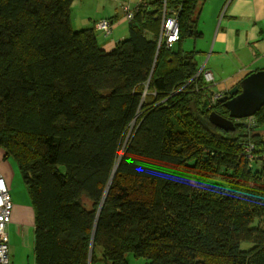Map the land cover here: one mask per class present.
Here are the masks:
<instances>
[{
    "label": "trees",
    "instance_id": "16d2710c",
    "mask_svg": "<svg viewBox=\"0 0 264 264\" xmlns=\"http://www.w3.org/2000/svg\"><path fill=\"white\" fill-rule=\"evenodd\" d=\"M141 1L106 51L72 28L73 0H0V152L34 211V264H264V104L212 125L228 111L182 49L199 0ZM164 2L180 8L168 48Z\"/></svg>",
    "mask_w": 264,
    "mask_h": 264
},
{
    "label": "crops",
    "instance_id": "0c3cea01",
    "mask_svg": "<svg viewBox=\"0 0 264 264\" xmlns=\"http://www.w3.org/2000/svg\"><path fill=\"white\" fill-rule=\"evenodd\" d=\"M87 2L73 0L71 7L80 9V12L73 18L70 13L72 28L77 30L94 27L100 47L108 51L118 40L127 36L128 19L117 6L114 14L107 13L105 17L100 18L111 20L110 31L105 34L95 26L100 19L93 20L90 24L92 13L83 10ZM213 19L214 24L205 52L198 50L197 55L198 58H203L201 67L211 71L214 76V82L210 85L212 92L225 94L248 73L264 69V0H230L223 14L220 16L219 11ZM196 60L199 61L197 58ZM261 130L264 135V128ZM0 156L2 157L1 152ZM1 169L4 171L2 164L0 173L3 175L5 171L3 173ZM7 174L5 173V178ZM11 201V217L6 229L12 225L14 232L23 233L24 206L14 205L12 197Z\"/></svg>",
    "mask_w": 264,
    "mask_h": 264
},
{
    "label": "rangeland",
    "instance_id": "374dc122",
    "mask_svg": "<svg viewBox=\"0 0 264 264\" xmlns=\"http://www.w3.org/2000/svg\"><path fill=\"white\" fill-rule=\"evenodd\" d=\"M88 2L84 6L83 10L92 13L90 24L93 20H98L105 17L107 13L114 14V10L120 9L122 13V8L120 4L123 1L130 2L133 4L138 0H87ZM230 0H199L198 1V12L196 15L195 29L200 32L199 36H189L182 43V49L184 51L194 50L196 52L195 58L199 61L198 66L201 67L203 63V58H198V50H203L205 52L207 41L210 36V32L213 28V16L217 15L220 11V16L226 10L228 2ZM110 8H114L110 10ZM70 13L72 18L78 16L80 9L71 7ZM110 22L111 20L108 19ZM99 21V20H98ZM97 21V22H98ZM96 22V23H97ZM176 46V44H175ZM174 46V47H175ZM203 68V67H202ZM264 128V126H263ZM0 164L3 165L4 171L7 174L5 178V173L3 171V177L5 178L6 185L10 191L14 205L24 206V232H14L12 225H9L6 229L8 235V258L9 264H34V254H33V222H34V211L29 200L28 192L22 182L20 173L17 169L15 162L9 158H2L0 156ZM10 174V175H9ZM247 247V245H245ZM130 264H142V259H135L132 255H127Z\"/></svg>",
    "mask_w": 264,
    "mask_h": 264
},
{
    "label": "built area",
    "instance_id": "2783aa9c",
    "mask_svg": "<svg viewBox=\"0 0 264 264\" xmlns=\"http://www.w3.org/2000/svg\"><path fill=\"white\" fill-rule=\"evenodd\" d=\"M138 2L144 3V1L139 0ZM133 6L130 2L123 1L121 4V8L125 17L129 20L133 17L134 10L137 8V4ZM179 9L166 6L165 2L161 9V31L158 38V44L162 42L168 48L173 45V43L178 39L179 36V23H178V13ZM111 22L107 19H100L96 24V28L102 30L105 34L110 31ZM203 68H201L202 71ZM203 79L205 83L211 85L214 82V76L211 71L204 69L202 71ZM223 94L212 93L211 102L214 103L220 96ZM246 120L251 122L252 116L247 118H242L239 120ZM252 149V145L249 144L245 148V152L247 156L250 158V150ZM12 210V201L9 189L6 185L5 178L0 173V264H9L8 258V235L6 232V226L10 221Z\"/></svg>",
    "mask_w": 264,
    "mask_h": 264
},
{
    "label": "water",
    "instance_id": "95a60500",
    "mask_svg": "<svg viewBox=\"0 0 264 264\" xmlns=\"http://www.w3.org/2000/svg\"><path fill=\"white\" fill-rule=\"evenodd\" d=\"M150 12H155V9L150 10ZM201 68L198 69L196 75L201 71ZM218 100L223 101L228 114L224 117L215 111H211L208 114V121L223 130H233L235 128L233 119L239 120L251 117L264 104V69L248 73L236 85H233L227 93L220 96Z\"/></svg>",
    "mask_w": 264,
    "mask_h": 264
}]
</instances>
